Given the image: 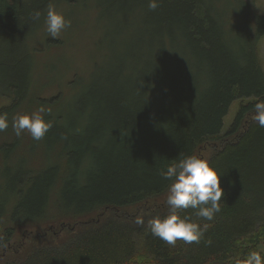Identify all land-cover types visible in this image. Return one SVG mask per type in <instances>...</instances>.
<instances>
[{"label": "trees", "instance_id": "16d2710c", "mask_svg": "<svg viewBox=\"0 0 264 264\" xmlns=\"http://www.w3.org/2000/svg\"><path fill=\"white\" fill-rule=\"evenodd\" d=\"M53 1L0 0V93L9 99L0 106L9 120L0 132V237L8 244L0 264H239L251 251L264 256V128L252 118L264 100V15L249 0H226L238 2L232 14L224 0H158L156 10L149 0H100L121 12L135 7L141 26L117 45L104 74L80 88L74 74L67 93L44 96L35 44ZM41 107L53 125L45 137H17L12 117ZM188 155L223 173L221 212L214 221L180 212L208 227L199 243L170 247L148 221L169 214L166 200L156 202L170 184L161 172Z\"/></svg>", "mask_w": 264, "mask_h": 264}, {"label": "rangeland", "instance_id": "374dc122", "mask_svg": "<svg viewBox=\"0 0 264 264\" xmlns=\"http://www.w3.org/2000/svg\"><path fill=\"white\" fill-rule=\"evenodd\" d=\"M249 1L257 13L264 15V0ZM52 3L57 11L71 20V27L58 38L61 41L59 45L43 42V32H46L44 22L42 33L37 37L36 68L42 72L40 80L49 83L41 90L44 96L55 94L58 90L67 93L69 88L66 83L74 74L77 75V88L82 87L89 77L104 74L103 69L114 64L117 45L127 40V33L133 28L141 26L139 18L133 12L135 7L121 12L114 6L111 9L104 8L100 0H54ZM223 3L229 14L239 7L238 2L224 0ZM259 57L264 72V37L260 40ZM66 100L64 98L62 102ZM8 101L0 93V106ZM237 105L238 100L231 104L224 119L223 130L233 120ZM41 149L39 146L37 151L40 152ZM167 196L157 199L156 202L167 200Z\"/></svg>", "mask_w": 264, "mask_h": 264}, {"label": "clouds", "instance_id": "9594fccd", "mask_svg": "<svg viewBox=\"0 0 264 264\" xmlns=\"http://www.w3.org/2000/svg\"><path fill=\"white\" fill-rule=\"evenodd\" d=\"M148 7L156 10L159 7L158 0H149ZM30 15L33 21H39L42 13L37 10ZM70 27L71 20L66 19L63 13L49 4L44 14V29L48 36L58 39ZM253 108L254 122L264 128V100L256 102ZM44 112L45 109L41 107L38 112L32 114L14 115L11 126L15 135L20 137L27 132L33 140L43 139L53 126L50 120H45L41 115ZM8 127L7 114H0V132H4ZM222 174L210 166L206 159L195 155L184 156L168 165L166 170L161 172V176L170 181L166 200L169 214L148 221L151 234L170 247H174L178 240L185 244L199 243L208 225L202 226L193 222L190 216H181L179 213L190 208L196 217L206 221L214 220L215 215L221 212V200L224 195V189L221 187ZM136 223L142 225L144 221L138 218ZM7 246L0 237V247ZM239 264H264V256L259 251H251Z\"/></svg>", "mask_w": 264, "mask_h": 264}, {"label": "bare ground", "instance_id": "6f19581e", "mask_svg": "<svg viewBox=\"0 0 264 264\" xmlns=\"http://www.w3.org/2000/svg\"><path fill=\"white\" fill-rule=\"evenodd\" d=\"M120 2V1H119ZM17 39V38H16ZM18 107V106H17ZM23 111H24V109H23ZM12 138V137H11ZM23 138V137H22ZM3 139V138H2ZM4 143V142H3ZM16 146V145H15ZM13 149V148H12ZM10 151V150H9ZM13 151V150H12ZM11 151V152H12ZM18 151V150H17ZM2 153V152H1ZM16 156V155H15ZM49 158V157H48ZM4 161V160H3ZM23 169V168H22ZM20 171V170H19ZM61 171V170H60ZM9 172V171H8ZM73 173V172H72ZM148 182V181H147ZM170 182V181H169ZM94 184V183H93ZM97 186V185H96ZM166 187V186H165ZM156 189V188H155ZM67 190V189H66ZM71 190V189H70ZM148 190V189H147ZM77 192V191H76ZM60 193V192H59ZM70 194V193H69ZM90 194V193H89ZM234 195V194H233ZM60 198V197H59ZM82 198V197H81ZM91 198V197H90ZM89 199V198H88ZM224 201V200H223ZM227 204H228V202H227ZM225 206V205H224ZM82 207V206H81ZM234 207V206H233ZM235 208V207H234ZM232 209V208H231ZM261 213V212H260ZM250 214V213H249ZM227 215V214H226ZM252 215V214H251ZM229 216V215H228ZM222 218H223V216H222ZM221 218V219H222ZM214 221V220H213Z\"/></svg>", "mask_w": 264, "mask_h": 264}]
</instances>
